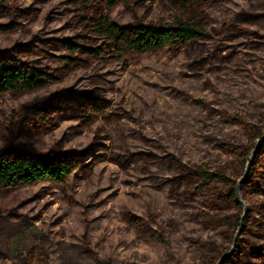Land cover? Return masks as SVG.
<instances>
[{"label":"rangeland","instance_id":"obj_1","mask_svg":"<svg viewBox=\"0 0 264 264\" xmlns=\"http://www.w3.org/2000/svg\"><path fill=\"white\" fill-rule=\"evenodd\" d=\"M177 1L127 0L109 17L120 26L172 25ZM8 8L0 17V51L34 45L36 52L19 59L53 83L31 95L0 97V151L7 129L20 125L21 110L35 100L75 89L110 106L91 126L61 121L37 136L39 153L92 147L96 154L63 187L0 190V264H212L220 252L216 264H235L229 259L244 225L228 243L225 228L213 229L204 217L210 212L206 200L179 201L181 193L172 196L166 182L176 171H157L155 164L223 171L237 183L241 208L239 214L220 205L219 221L230 223L236 215L246 220L252 211L259 221L264 195L244 184L264 142V42L247 35L228 40L221 32L238 14L264 13V0H210L202 18H181L202 27L210 41L147 56H122L96 39L86 29L84 4L76 0H17ZM241 27L264 35V19ZM62 41L84 50L69 53ZM198 100L207 108H198ZM227 115L242 117L246 129ZM221 143L235 154H225ZM141 155L150 158L138 160ZM255 233L251 243H264Z\"/></svg>","mask_w":264,"mask_h":264},{"label":"trees","instance_id":"obj_2","mask_svg":"<svg viewBox=\"0 0 264 264\" xmlns=\"http://www.w3.org/2000/svg\"><path fill=\"white\" fill-rule=\"evenodd\" d=\"M15 1L17 0H0V17L7 16L8 6ZM76 1L84 4L86 8L89 18L84 22L88 32L96 39L109 44L122 56L158 55L164 52L176 54L188 49L193 43L211 40V35L202 27L181 20L183 16H190L192 20L202 18L210 0H178L175 7L178 20L172 25L139 22L124 26L113 24L109 15L113 9L120 7L127 0ZM262 19L264 13L260 12L238 14L233 23L224 25L221 34L228 40L247 35L264 42V35L241 27L244 24L254 25ZM60 44L72 54L84 50L77 43L62 41ZM14 50V53L0 51V97L31 95L48 88L53 83L52 76L31 69L19 59V55L36 52L34 45H21ZM194 103L198 108H207V104L202 101L198 100ZM109 106L107 100L75 89L62 90L46 99L35 100L24 106L20 112V125L7 129V134L3 137L5 148L0 151V190L14 192L44 183L56 187L65 186L74 173L85 168L87 161L94 157L95 149L91 147L85 150L64 151L54 148L43 154L35 148L37 136L42 130L53 128L61 121H80L85 127L91 126L103 116ZM227 120L232 125L246 129V123L240 116L227 115ZM250 141L253 142L252 139ZM251 146L253 149L255 144L252 143ZM220 149L227 155L235 154L228 150V145L221 143ZM104 150L106 149L100 147V151ZM235 152L241 153L242 150L238 147ZM141 156H144V159L139 157L138 160L150 158L148 155ZM155 165L157 171L171 169L176 171V177L166 182L173 186L172 196L177 192L181 193H179V201L187 202L193 197L206 200L205 206L210 212L204 217L213 229L225 228L228 243L234 244L236 230L240 227V223L244 225L229 261H234L235 264H264V243L254 245L249 240L252 230L255 229L258 232L255 233L258 240L264 242V201L258 217L260 222L255 221V213L252 211L246 220L236 215L232 222L221 223L218 218L220 205L226 203L238 213L241 208L236 201L237 183L234 180L223 171L214 172L206 165L189 169L183 163L174 161L169 167L162 160L156 161ZM151 166L147 165L149 168ZM244 186H256V189L264 195V142L256 152L251 163L249 178ZM221 188L225 189V195L221 194ZM155 237L163 245L166 244L162 233H156ZM222 254V252L216 253L211 261L212 264H216L222 258ZM227 261L228 259H225L221 264H228Z\"/></svg>","mask_w":264,"mask_h":264}]
</instances>
